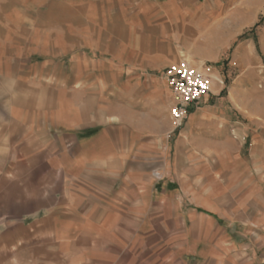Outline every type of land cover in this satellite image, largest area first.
Listing matches in <instances>:
<instances>
[{"label":"crops","instance_id":"1","mask_svg":"<svg viewBox=\"0 0 264 264\" xmlns=\"http://www.w3.org/2000/svg\"><path fill=\"white\" fill-rule=\"evenodd\" d=\"M238 10L200 0H0V108L17 100L34 109L39 94L51 89L47 62L58 60L64 108L77 117L62 123L61 172L70 188L57 203L32 211L42 213L33 220L50 222L48 243L9 250L1 232L0 252L14 254L3 264H264V89L212 82L175 127L161 72L182 54L193 61L223 56L244 30L235 26ZM202 29L212 33L209 40L197 37ZM28 37L45 46L55 37L63 54L47 56L46 47L33 52L32 69L21 73L20 48ZM244 41L235 57L256 67L254 45ZM84 76L94 88H82ZM83 91L106 94L102 105L113 111L107 128L80 138ZM249 99L257 116L245 127L236 115ZM10 135L0 126V142ZM147 181L152 188L162 182L161 194L141 193ZM174 182L181 196L166 194ZM129 189L139 195H127ZM149 214L162 227L147 228L142 222ZM89 221L96 222L93 230Z\"/></svg>","mask_w":264,"mask_h":264},{"label":"rangeland","instance_id":"2","mask_svg":"<svg viewBox=\"0 0 264 264\" xmlns=\"http://www.w3.org/2000/svg\"><path fill=\"white\" fill-rule=\"evenodd\" d=\"M203 1L212 5V8H239V12L236 14L235 26L238 28V33H240L239 26H243L244 30L229 44V50L218 60L193 61L186 54H182L177 59L168 62L161 70L162 74L169 64L184 60L203 71L208 69L212 82L218 87L231 88V86L243 84L249 86L251 89L263 90L264 0H200V2ZM211 34L207 29H202L197 33V37L200 40H209L212 36ZM230 36L228 35L229 38ZM241 36L247 37L240 39ZM40 38L43 39L44 37L40 36ZM54 38L52 37L48 40L54 43L56 42ZM28 39V45H21L20 48L21 62L19 64V71L21 73L32 69L31 66L35 63L31 60L35 56L33 52L39 55L45 52L42 50L46 47L47 56H53V58L58 59L63 54V50H61L62 46L58 42L56 44L51 43V45L49 43L46 46L34 45L31 43V37H28ZM245 39H250L254 45L253 53L258 62L256 67L252 68L250 60H243L240 63L235 57L237 46L243 43L242 41ZM179 46L178 44H174L175 48H179ZM47 63L50 65L51 75L53 76L50 81L51 89L39 94L42 98L34 109L27 106L23 107L21 103L18 106L17 100L10 104L11 107L7 103H3V107L0 108V126H3L5 134H11L10 137L0 142L3 145L0 149V233L4 232V245L6 249H9L13 244H47L49 241L48 228L50 222L46 220H33L36 216H42V213L32 214V211L38 208L43 209L50 203H57L60 196L64 195L65 189L70 188L68 185L69 177L65 172H61V166L65 165L66 161L61 152V143L64 142L62 134L66 132L65 125L62 123L65 119L75 120L77 117L76 112L73 111V113L72 109L70 113L69 110L64 108V94L59 91L58 87L61 74V69L59 68L60 62L52 60ZM160 73L154 72L153 75L156 76L157 74L159 76ZM89 80V77H83L82 82L84 85L82 88L84 90L85 88H94V86H91ZM102 96L106 98V94L101 93L99 95L88 91L78 93L81 105L78 110V118L84 126L80 132V138L101 131L104 127L107 128V117L113 110L104 108L102 104L105 100H103ZM245 102H247V108L240 111L241 114L236 115V117L239 122L245 124V127H251L250 122H252L255 115L257 116L254 113L257 110L252 99L245 100ZM260 111L262 112V110ZM119 127L123 133L125 129L122 125ZM33 132L36 133L34 139L23 140L22 134ZM125 132L127 133V131ZM17 133H20L22 136L18 138ZM245 142L244 151H246L250 143L248 139ZM154 157L156 159L155 162H162L159 156L154 155ZM70 159L71 157L68 158V160ZM169 159L167 156L166 162ZM182 167L180 166L181 170ZM132 168V164H127V171ZM118 183L117 186L121 182ZM161 183L159 182L158 185L152 188L151 181H147V190L141 193H145L147 196L159 195L161 194ZM176 185L177 183L175 182L168 185L166 194L171 195L173 191L178 192L181 196V189L179 190V187ZM188 185L191 187V184L188 183ZM187 189L188 187L184 190ZM193 190L197 192V190ZM127 195H139V191L129 189L127 190ZM12 215L19 219H10ZM87 223L91 224L88 227L89 230L95 228V221ZM133 223L138 224V222ZM142 223H145L147 228L162 227L161 221H157L156 216L151 214ZM36 232H40V234ZM156 250L155 248L152 249L154 252ZM13 255L8 250L7 252H0V264L4 262L9 263ZM17 261L21 260L16 259Z\"/></svg>","mask_w":264,"mask_h":264},{"label":"built area","instance_id":"3","mask_svg":"<svg viewBox=\"0 0 264 264\" xmlns=\"http://www.w3.org/2000/svg\"><path fill=\"white\" fill-rule=\"evenodd\" d=\"M209 72L208 69L203 71L184 60L171 63L165 68L163 77L174 102L169 114L175 127L186 118L188 108L210 92L212 78Z\"/></svg>","mask_w":264,"mask_h":264},{"label":"trees","instance_id":"4","mask_svg":"<svg viewBox=\"0 0 264 264\" xmlns=\"http://www.w3.org/2000/svg\"><path fill=\"white\" fill-rule=\"evenodd\" d=\"M246 37H247V36H241L240 39H244V38H246Z\"/></svg>","mask_w":264,"mask_h":264}]
</instances>
